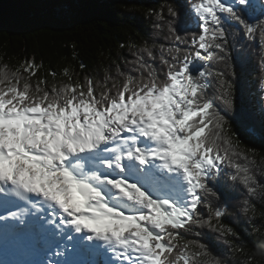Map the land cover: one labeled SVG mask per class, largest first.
<instances>
[{"label": "snow or ice", "instance_id": "6c2138e0", "mask_svg": "<svg viewBox=\"0 0 264 264\" xmlns=\"http://www.w3.org/2000/svg\"><path fill=\"white\" fill-rule=\"evenodd\" d=\"M190 8L184 16L167 9L174 46L167 49L170 59L160 57L163 78L142 55L133 61L140 75L121 73L123 80H113L111 87L107 77L102 84L91 77L81 82L67 68L65 79L51 85L46 77L33 80L40 68L34 60L11 70L3 66L0 212L6 214L0 223L18 234L45 235L52 252L47 264H97L68 259L69 246L76 255L110 253L104 264H224L208 259L211 237L208 243L187 241L180 230L207 227L220 237L237 236L222 222L228 196L222 165L234 170L228 180L242 183L250 196L264 189L239 162L254 150H241L232 130L240 121L248 135L264 136V109L259 128L247 123L252 117L243 110L230 115L233 85L216 73L223 91L210 94L208 67L225 59L226 25L241 26L248 37L259 30L264 41V18L250 17L257 8L252 0H192ZM259 10L264 17V0ZM149 14L166 19L160 12ZM193 14L197 30L182 36ZM140 52L154 58L148 45ZM197 61L204 63L194 74ZM260 88L264 95V79ZM206 195L224 198V208L207 204L205 220Z\"/></svg>", "mask_w": 264, "mask_h": 264}, {"label": "trees", "instance_id": "16d2710c", "mask_svg": "<svg viewBox=\"0 0 264 264\" xmlns=\"http://www.w3.org/2000/svg\"><path fill=\"white\" fill-rule=\"evenodd\" d=\"M191 2L192 0H0V74L4 71V65L11 70L25 60H34L40 68L33 80L46 77L51 85L54 79H65L63 73L67 68L74 74V79L81 82L86 77H91L102 84L107 77V84L111 87L113 80H123L121 73L140 75L134 70L133 61L137 55H142L163 78L166 69L160 57L163 54L170 59L167 49L174 46L168 32L167 20L170 17L167 9L175 7L184 16L191 12ZM180 5L187 7L181 9ZM150 10L160 12L166 19L158 21L155 15L149 14ZM254 16L264 18L257 8L250 13V17ZM188 27L189 31L180 32L182 36L190 37L197 30L194 14ZM226 27L229 32L227 54L221 53L225 55V59L208 63L213 73L209 77L210 94L219 95L223 91L221 81L215 77L216 73H222L221 79L233 85L235 108L230 115L243 110L246 116L252 117L247 123L259 128L261 111L264 109V95L260 88V81L264 79L261 67L264 64V41L260 38L259 30L253 37H248L239 25ZM145 45L152 48L154 58L140 52ZM175 46L187 47L184 44ZM203 63H195L194 74ZM49 73H55L56 76ZM217 104L224 107L219 100ZM232 130L240 138L241 150H254V153L249 152V160L241 158L239 162L247 164L260 185L264 186V136L248 135L240 121L233 123ZM222 168V182L228 186L227 206L222 222L233 228L237 236L220 237L207 227H193L188 232L181 229L180 232L187 241L208 243L211 237L208 259L215 257L224 264H264V189L258 188L257 194L250 196L242 183L228 180V175L234 170L226 164ZM216 183L212 181L210 186L214 187ZM223 199L205 196V205L201 208V215L205 220L209 216L207 204H211L213 209L224 208ZM245 208H249V211L245 212ZM237 248L243 251H236Z\"/></svg>", "mask_w": 264, "mask_h": 264}, {"label": "rangeland", "instance_id": "374dc122", "mask_svg": "<svg viewBox=\"0 0 264 264\" xmlns=\"http://www.w3.org/2000/svg\"><path fill=\"white\" fill-rule=\"evenodd\" d=\"M228 2H231V0H228ZM252 3L257 5V7L259 8L260 0H252ZM12 256L18 257V253L13 254ZM19 263H21V262H19ZM0 264H2L1 260H0ZM4 264H9V263H4ZM21 264H23V263H21ZM27 264H41V263L39 261H35V262L30 261ZM43 264H47V262H43Z\"/></svg>", "mask_w": 264, "mask_h": 264}, {"label": "bare ground", "instance_id": "6f19581e", "mask_svg": "<svg viewBox=\"0 0 264 264\" xmlns=\"http://www.w3.org/2000/svg\"><path fill=\"white\" fill-rule=\"evenodd\" d=\"M26 255H28V257H32V254L31 253H25ZM31 261H34V260H31ZM21 264V263H19Z\"/></svg>", "mask_w": 264, "mask_h": 264}]
</instances>
